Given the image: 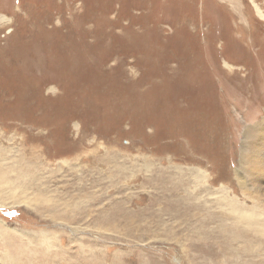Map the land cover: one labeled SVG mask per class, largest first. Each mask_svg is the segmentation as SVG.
Listing matches in <instances>:
<instances>
[{
    "label": "rangeland",
    "instance_id": "rangeland-1",
    "mask_svg": "<svg viewBox=\"0 0 264 264\" xmlns=\"http://www.w3.org/2000/svg\"><path fill=\"white\" fill-rule=\"evenodd\" d=\"M263 120L264 0H0V264H264Z\"/></svg>",
    "mask_w": 264,
    "mask_h": 264
},
{
    "label": "bare ground",
    "instance_id": "bare-ground-1",
    "mask_svg": "<svg viewBox=\"0 0 264 264\" xmlns=\"http://www.w3.org/2000/svg\"><path fill=\"white\" fill-rule=\"evenodd\" d=\"M256 129H257L256 132L258 134L255 138V141L253 142V146H255V152L252 150L253 155L259 154V152L261 153L262 149H264V147H263V143H264V141H263L264 140V120H263V123L261 125L257 126ZM259 135H260V138H259ZM261 147H262V149H261ZM247 161H251V158H249ZM251 162L255 163L256 165L260 164V169H262L261 173H264V164H261L258 161H251ZM163 191L164 192H162V194L164 196V194L166 195V191L165 190H163ZM173 205H174L176 210L184 209V211H186V209L183 208V205H180L177 201ZM185 216H189L188 213H187V215L185 214ZM75 221H77V220H75ZM68 223H70V222H68ZM73 223H75V222H73ZM135 225H137V224H135ZM131 227H134V226H131ZM23 261L24 262L21 264H106L104 256L101 258V256L99 257V255L97 253L95 255V252L87 251L83 254L79 250H75V251L71 252L70 249H66L64 252H55V253H53V252H41V253H38L37 258H34V259L31 258V260L28 258H25ZM18 262H19V260L17 259V256H15V261L11 260V264H19ZM110 263H112V262H110Z\"/></svg>",
    "mask_w": 264,
    "mask_h": 264
}]
</instances>
